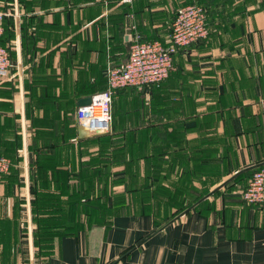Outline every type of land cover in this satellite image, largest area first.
Segmentation results:
<instances>
[{
	"label": "crops",
	"instance_id": "1",
	"mask_svg": "<svg viewBox=\"0 0 264 264\" xmlns=\"http://www.w3.org/2000/svg\"><path fill=\"white\" fill-rule=\"evenodd\" d=\"M190 3L204 6L207 37L177 50L160 86L118 90L109 132L79 135L77 100L102 90L135 39L167 43ZM9 4L0 264H264V204L241 197L264 164V0H0ZM194 148L216 162L202 167L198 191L186 164ZM132 160L140 173L144 161L170 162L169 174L157 170L172 177L165 186L201 194L169 221L142 211L141 198L116 202Z\"/></svg>",
	"mask_w": 264,
	"mask_h": 264
},
{
	"label": "built area",
	"instance_id": "2",
	"mask_svg": "<svg viewBox=\"0 0 264 264\" xmlns=\"http://www.w3.org/2000/svg\"><path fill=\"white\" fill-rule=\"evenodd\" d=\"M13 15L12 7L0 8V37L4 32L3 19ZM206 10L199 3L180 6L171 24L167 43L158 40L129 45L125 62L106 69V87L91 96V103L76 109V119L87 132L107 133L112 123V101L118 90L125 87H151L162 83L172 68L173 56L181 47L206 38ZM12 59L8 45L0 44V73L11 74ZM9 161L0 156V174L7 172ZM241 197L247 204H264V164L255 170Z\"/></svg>",
	"mask_w": 264,
	"mask_h": 264
},
{
	"label": "rangeland",
	"instance_id": "3",
	"mask_svg": "<svg viewBox=\"0 0 264 264\" xmlns=\"http://www.w3.org/2000/svg\"><path fill=\"white\" fill-rule=\"evenodd\" d=\"M9 7H12V4H9ZM131 164H132L131 176L130 177L126 176V177H122V178H117L116 179V182H115V185L117 187L118 186H124V187H127V189L128 188L130 189V188H134L133 186L135 184L137 186H139V187L145 185L146 184V180H145V175L144 174H146V173L144 172V170H145V168L152 169V166L155 165V162H152V163H147L145 161L142 162V171H141V173H140V162L134 161ZM162 165H164V168H167V169H170L171 168L170 162L162 163ZM202 167L203 166H201V168ZM126 171L128 172V170H126ZM171 179H172V177L169 176L167 178H164V179L160 180V183L163 181V184L161 186H163L167 190V192H171V191L165 185L169 184V182L171 181ZM200 181H201V177H198L197 176V178H196L197 191L199 190L198 189V186L200 184ZM148 183L150 184V181H148ZM104 188H106L105 185H104ZM110 189H111V186H110ZM154 189H155V185L152 184V186L150 187V189H148V191H149L148 196H150V195L152 197L155 196ZM171 194H172V192H171ZM200 194L201 193H198V192L196 194H193L191 192L190 193L185 192V193L181 194V196L180 195L178 196V194H173L174 198H173L172 201L168 199V195H165L163 197L158 198V200H160L161 198H165L172 205H176L175 208H172L171 206H167V204H165L163 208H158L160 203H157L156 202L157 204L156 203H153L152 204V207L149 208L148 211H150L151 213H153L155 216L161 217L163 219H167V218H169V216H171L173 214V211L176 212L179 209V207H182V206L184 207L185 205L189 204L192 201V195L193 196L195 195L194 198H197V197H199ZM103 195H104L103 197L100 196V201L101 202L103 200H107V193H104ZM109 195L112 197V193H110ZM141 196H143V194L140 192L139 189H137L135 192L134 191L133 192L126 191L125 193H123V192H118L117 191L115 193L116 200L118 198L117 201H121V200L122 201L135 200L136 198H141ZM151 200H155V199H151ZM115 209H116V211H118V210H124L122 208V205H120V206L117 205V207ZM141 210L143 211V208ZM77 212H78V215L79 216H84V214L82 213V210H78ZM74 215H75V213H74ZM70 217H72L73 220L75 218V216H72V214L70 215Z\"/></svg>",
	"mask_w": 264,
	"mask_h": 264
},
{
	"label": "trees",
	"instance_id": "4",
	"mask_svg": "<svg viewBox=\"0 0 264 264\" xmlns=\"http://www.w3.org/2000/svg\"><path fill=\"white\" fill-rule=\"evenodd\" d=\"M10 50V49H9ZM169 76V75H168ZM161 85V83L159 84V85H154V86H160ZM106 87V83H105V86L102 88V90L104 89ZM151 87H153V86H151ZM181 135V134H180ZM212 152V151H211ZM186 153H184V152H182V154H181V157L182 156H184ZM188 155V154H187ZM208 156V152L205 154L203 151H201V150H199L198 148L195 150V148L193 149V151L189 154V156H188V158L186 159V164H188V159L190 158L191 159V161H190V165H191V168H193V169H195V172L197 173V176L198 177H200L198 174H201V170H202V168H201V166H203V167H205V166H208V165H214L216 162H215V158H214V156L213 157H211L210 159H208V158H204V156ZM155 157V156H154ZM151 160V159H150ZM132 162H133V160H132ZM131 162V163H132ZM145 162H147V163H152V162H155V165L154 166H152V169H147V168H145V180H146V184L145 185H143V186H137L136 184L133 186L134 188H128L127 189V187H125V191H130V192H135L137 189H139L140 190V192L143 194V196H141V201H142V208H143V211L144 212H150V211H148L149 210V208H151L152 207V204L153 203H159V200H158V198H160V197H163V196H165V195H168V199L169 200H173V198H174V196H173V194H181L180 192H175V193H172L171 194V192H167V190L163 187V186H161L162 184L160 183V180H162V179H164V178H167V177H169V176H161V175H158V174H160L159 173V171H157L158 169H160V168H162V169H164V170H166V173L167 174H169L168 173V170L169 169H167V168H164V165H162V163L161 162H157L156 160H153V161H145ZM130 165V164H129ZM261 167V166H260ZM260 167H258V168H260ZM201 168V169H200ZM258 168H256V169H253L252 170V172H251V174H250V177L252 176V174H253V172L255 171V170H257ZM251 170L249 169V170H247V172H250ZM246 172V173H247ZM131 175H129L128 177H130ZM250 177H249V179H250ZM234 178H236V176L234 177ZM187 179V178H186ZM233 179V178H232ZM249 179H248V181H249ZM152 180V181H151ZM148 181H150V184L148 183ZM248 183V182H247ZM152 184H154L155 185V189H154V191H155V196L154 197H152L151 195L150 196H148V193H149V191H148V189H150V187L152 186ZM246 186H247V184H246ZM245 186V187H246ZM157 187V188H156ZM244 187V188H245ZM243 188V189H244ZM124 193V192H123ZM81 195V196H80ZM78 194V192H77V194H75V191L73 192V193H71L70 194V196H71V203H77V200L79 201V200H82V195H84V193H82V194ZM77 196V197H76ZM151 199H155V200H151ZM115 200H116V198H115ZM117 200H118V198H117ZM117 200H116V202H117ZM122 201V200H121ZM156 203V204H157ZM191 204L189 203V204H187V205H185L184 207L182 206V207H179V209L175 212V213H173L171 216H169V218H167V219H165L166 221H169V220H171V219H173L174 218V216L176 215V214H179L180 212H182V211H184L185 209H187L189 206H190ZM167 206H174V205H172L169 201H167ZM74 211H76L75 209H73V210H70V212L72 213V212H74ZM85 211H86V209H84V213H85ZM89 211H91V210H89ZM101 211H104V212H106L107 210L105 209V210H101ZM92 212H94L95 213V209H92ZM46 228V226L45 225H43V226H41V225H39V228H40V230H41V232L43 231V229L44 228ZM55 227H57V229H59V227L60 226H55ZM64 228H65V231L66 230H71V229H73V228H75L76 227V225H69V226H63ZM63 228V229H64Z\"/></svg>",
	"mask_w": 264,
	"mask_h": 264
},
{
	"label": "water",
	"instance_id": "5",
	"mask_svg": "<svg viewBox=\"0 0 264 264\" xmlns=\"http://www.w3.org/2000/svg\"><path fill=\"white\" fill-rule=\"evenodd\" d=\"M127 33H129V30H128ZM90 103H91V96H86V97L79 98L77 100L76 105H77V107H80V106L88 105ZM83 130L84 129H83L82 125L79 126V135H83L84 134V131Z\"/></svg>",
	"mask_w": 264,
	"mask_h": 264
}]
</instances>
